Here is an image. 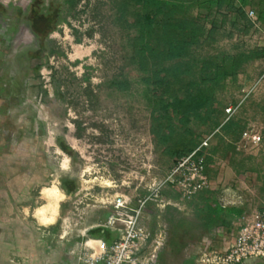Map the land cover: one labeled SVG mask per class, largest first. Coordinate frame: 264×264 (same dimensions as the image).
<instances>
[{
	"label": "rangeland",
	"instance_id": "374dc122",
	"mask_svg": "<svg viewBox=\"0 0 264 264\" xmlns=\"http://www.w3.org/2000/svg\"><path fill=\"white\" fill-rule=\"evenodd\" d=\"M138 1L0 0V8L8 6L15 15L6 38L8 48L0 57L6 65L12 55L7 70L12 75L3 76L9 82L10 99L5 103L22 137L33 145L43 175L36 195L53 186L64 195L55 226L58 233L78 230L83 237L94 238L103 230L110 232L107 222L114 200L122 197L135 208L141 198L151 197L144 224L152 233L159 226L169 232L171 243L164 242L162 250L167 254L168 247L172 249L173 264L194 263L196 255L189 259L188 252L195 254L197 247L187 231L194 224L192 233L201 237V223L209 220L206 207L217 203L211 194L217 193L220 180L231 182L237 180L235 173L251 170L264 194V36L254 41L220 29L167 71L179 106L211 111V131L223 124L225 109L232 104L242 109L235 119L240 129L253 131L250 150L228 143V152L240 162L225 166L223 154L212 150L211 189L181 202L178 187L169 182L176 162L156 150L151 136L152 112L163 104L153 98L152 85L130 62ZM161 1L192 4L193 16L206 13L215 3ZM173 36L186 37L169 32L151 42L159 51ZM162 65L159 56L150 55L142 68ZM222 168L227 169L220 174ZM45 204V199L38 203Z\"/></svg>",
	"mask_w": 264,
	"mask_h": 264
},
{
	"label": "crops",
	"instance_id": "0c3cea01",
	"mask_svg": "<svg viewBox=\"0 0 264 264\" xmlns=\"http://www.w3.org/2000/svg\"><path fill=\"white\" fill-rule=\"evenodd\" d=\"M218 1L215 0L211 7L213 15L206 25L208 31L212 23L216 22V31L231 30L254 41L259 35L264 36V0H231V6L228 7L230 9L224 8V15L217 13ZM5 7L0 8V57L8 48L5 46L6 38L11 35L15 16L8 6ZM251 9L257 12L256 23L248 18ZM211 10L201 14L208 15ZM11 56L9 59H12ZM8 61H5L6 65H2L0 61V264H83L84 256L103 252L115 240L113 235L116 237V232L112 229L110 232L103 230L97 237H83L86 235H80L78 230L58 233L55 228L59 221L58 215L52 224L45 225L39 221L36 214L42 206L38 203L44 197L43 191L39 192L40 196L36 195L35 187L39 185L43 175L34 158L33 145L22 137L21 127L15 123L11 109L5 103L10 99L9 82L3 76L5 72L12 75V72L7 71L11 66ZM241 111L239 108L234 122L240 117ZM227 133L225 139L214 140L212 146L213 152L220 151L218 154H223L225 166L241 161L228 152L231 147L228 143H233L242 150L253 148V131L231 128ZM245 133H248L247 137H243ZM227 168H222L220 174ZM234 177L237 180L231 179L232 183L220 180L217 193L211 194L217 201V205L213 204L211 208H217L219 214L217 219L201 223V237H195L192 233L194 224L189 227L187 233L191 232L193 239L190 242L196 244L197 252H188L191 255L189 259L195 255L196 258L194 263L187 264H195L204 251L209 249L229 251L236 239L237 218L245 212L261 213L264 209V194L257 188L252 171L249 170L245 175L235 173ZM239 177L244 178L242 180ZM88 229L91 230L92 226ZM164 242L168 246L171 243L168 231L167 234L164 232ZM172 259V249L168 247L166 254L161 248L156 264H173Z\"/></svg>",
	"mask_w": 264,
	"mask_h": 264
},
{
	"label": "trees",
	"instance_id": "16d2710c",
	"mask_svg": "<svg viewBox=\"0 0 264 264\" xmlns=\"http://www.w3.org/2000/svg\"><path fill=\"white\" fill-rule=\"evenodd\" d=\"M135 5L138 19L134 24L135 44L130 62L140 69L144 79L152 85L151 94L153 98L160 100L163 104L161 109L153 110L151 117V136L156 145V150L177 163L181 158L191 154L199 147L202 140L200 137L204 133L212 134L217 129L220 130V133H217L213 138V146L214 140L225 139L228 129H240L239 125L231 119L211 131L208 128L212 123L211 111L204 108L197 110L192 105L185 109L179 106L173 96V82L167 77V71L170 67L180 65L191 47L201 46L204 37H212L215 34L217 24L213 22L211 29L206 32L205 26L213 13L211 11L208 15L193 16L192 4L139 0ZM230 6L231 0H219L217 13L224 15L226 13L224 8ZM169 32L174 34L180 32L186 37L177 38L173 36L174 38L172 37L166 45L159 46V51L155 50V45L151 40ZM150 55L159 56L163 65L156 66L151 70H144L142 68L143 63ZM229 144L236 146L233 143ZM212 146L210 149H204L200 152V156H205L206 159L207 175ZM211 206V204L207 205V213L209 219L213 221L217 219L219 211L217 208H211Z\"/></svg>",
	"mask_w": 264,
	"mask_h": 264
},
{
	"label": "built area",
	"instance_id": "2783aa9c",
	"mask_svg": "<svg viewBox=\"0 0 264 264\" xmlns=\"http://www.w3.org/2000/svg\"><path fill=\"white\" fill-rule=\"evenodd\" d=\"M248 18L256 23L257 12L249 10ZM244 93L248 96V93ZM238 109L239 106L229 105L225 109L223 124L229 122ZM217 133H220L219 129L204 136L197 149L174 165L169 182L178 187L181 202L191 201L211 189V181L206 174V159L205 156H200V152L211 148ZM247 136L248 133L243 135ZM150 201L151 197L141 198L135 208H130L124 198L114 200V210L107 225L116 232L117 238L100 254L84 256L83 264H156L158 252L164 245V232L159 226L160 229L152 233L144 224L145 209ZM236 226L235 243L229 251L206 250L195 264H243L244 261L253 259L264 262V209L261 213L241 214Z\"/></svg>",
	"mask_w": 264,
	"mask_h": 264
},
{
	"label": "bare ground",
	"instance_id": "6f19581e",
	"mask_svg": "<svg viewBox=\"0 0 264 264\" xmlns=\"http://www.w3.org/2000/svg\"><path fill=\"white\" fill-rule=\"evenodd\" d=\"M43 197L47 204L37 210V217L42 224L48 225L55 222L58 215L59 203L63 200V193L55 186L45 188Z\"/></svg>",
	"mask_w": 264,
	"mask_h": 264
},
{
	"label": "water",
	"instance_id": "95a60500",
	"mask_svg": "<svg viewBox=\"0 0 264 264\" xmlns=\"http://www.w3.org/2000/svg\"><path fill=\"white\" fill-rule=\"evenodd\" d=\"M245 262L252 263V262H261V261L256 260V259H253V260H246V261H244V264H245Z\"/></svg>",
	"mask_w": 264,
	"mask_h": 264
}]
</instances>
